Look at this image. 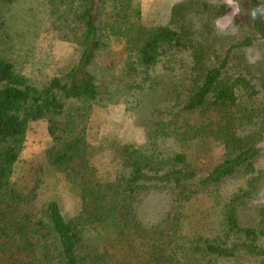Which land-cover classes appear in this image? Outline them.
<instances>
[{
  "label": "trees",
  "instance_id": "obj_1",
  "mask_svg": "<svg viewBox=\"0 0 264 264\" xmlns=\"http://www.w3.org/2000/svg\"><path fill=\"white\" fill-rule=\"evenodd\" d=\"M14 2L0 0V264H264V204L256 226L242 225L239 213L264 187V32L250 19L253 0H240L238 28L226 34L215 20L231 8L218 0H179L157 26L143 22L141 0H35L30 13L72 31L81 49L43 86L16 67L5 16ZM109 54L119 69L101 89L91 66ZM106 101L148 109L145 142L92 143L90 120ZM38 119L52 136L47 159L77 200L71 216L16 179ZM208 144L223 152L199 179ZM106 150L114 167L101 171ZM239 176L244 184L221 202L218 230L189 228L193 199ZM154 193L169 203L151 220L141 208Z\"/></svg>",
  "mask_w": 264,
  "mask_h": 264
},
{
  "label": "rangeland",
  "instance_id": "obj_2",
  "mask_svg": "<svg viewBox=\"0 0 264 264\" xmlns=\"http://www.w3.org/2000/svg\"><path fill=\"white\" fill-rule=\"evenodd\" d=\"M35 0H15L5 10L9 29L14 37V60L19 71L36 86L45 85L52 77L59 76L76 64L81 49L73 40V33L67 28L52 29L46 19L30 13L29 8ZM179 0H141L143 22L148 26L165 25L170 21L172 5ZM222 1V0H218ZM232 9L229 10V14ZM120 54V53H119ZM114 58V66H112ZM114 54L99 57L91 66L97 75L101 89L113 73L119 69ZM129 107V108H128ZM140 111V112H139ZM148 109L134 107L123 102H102L96 105L91 120V137L93 144L104 143L112 139L125 142L143 143L146 141ZM52 143V136L46 120H32L27 131L25 148L16 165V179L23 187L36 190L38 201L56 200L60 203L65 216H71L76 210V198L65 176L50 165L46 149ZM208 150L201 156V173L205 177L220 160L222 149L215 144H208ZM264 155V154H263ZM101 171L114 167L113 155L106 150L98 156ZM264 165V156L262 157ZM244 184L241 176L228 179L218 188L212 186L213 195L199 194L190 209L192 223L189 228L203 233H215L221 220V202L228 195ZM217 190V191H216ZM141 208V214L147 219H155L167 209L169 197L154 193L147 197ZM264 204V187L258 191L248 208L240 209L241 224L256 226L259 222L258 207ZM264 246V238L261 240ZM228 264H260L258 258L250 257L231 261Z\"/></svg>",
  "mask_w": 264,
  "mask_h": 264
},
{
  "label": "clouds",
  "instance_id": "obj_3",
  "mask_svg": "<svg viewBox=\"0 0 264 264\" xmlns=\"http://www.w3.org/2000/svg\"><path fill=\"white\" fill-rule=\"evenodd\" d=\"M221 5H227L229 8L232 9V11L229 14L219 16L215 20V28L218 32V34H226L230 30L235 31L236 28H238L234 24V17L241 14V3L240 0H222ZM258 15L262 18H264V4H260L259 6H253L250 10L249 16L250 19L253 21L257 20ZM248 60V63L254 64L259 59L258 56H248L246 57Z\"/></svg>",
  "mask_w": 264,
  "mask_h": 264
},
{
  "label": "water",
  "instance_id": "obj_4",
  "mask_svg": "<svg viewBox=\"0 0 264 264\" xmlns=\"http://www.w3.org/2000/svg\"><path fill=\"white\" fill-rule=\"evenodd\" d=\"M253 2H254V5L255 6H259V4H258V0H253ZM257 21H258V24H259V26H260V28L263 30V32H264V21H263V18L262 17H260L259 15H258V17H257Z\"/></svg>",
  "mask_w": 264,
  "mask_h": 264
}]
</instances>
